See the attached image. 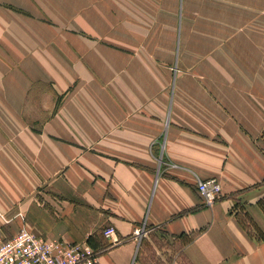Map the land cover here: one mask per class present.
I'll return each instance as SVG.
<instances>
[{
    "label": "crops",
    "instance_id": "0c3cea01",
    "mask_svg": "<svg viewBox=\"0 0 264 264\" xmlns=\"http://www.w3.org/2000/svg\"><path fill=\"white\" fill-rule=\"evenodd\" d=\"M141 227L264 264V0H0V241L144 264Z\"/></svg>",
    "mask_w": 264,
    "mask_h": 264
},
{
    "label": "built area",
    "instance_id": "2783aa9c",
    "mask_svg": "<svg viewBox=\"0 0 264 264\" xmlns=\"http://www.w3.org/2000/svg\"><path fill=\"white\" fill-rule=\"evenodd\" d=\"M197 190L211 206L220 197L221 184L216 178L200 180ZM149 232L141 227L133 235L141 241ZM103 235L110 246L121 243L113 226L106 227ZM0 264H99V255L87 243H53L22 228L13 238L0 241Z\"/></svg>",
    "mask_w": 264,
    "mask_h": 264
},
{
    "label": "rangeland",
    "instance_id": "374dc122",
    "mask_svg": "<svg viewBox=\"0 0 264 264\" xmlns=\"http://www.w3.org/2000/svg\"><path fill=\"white\" fill-rule=\"evenodd\" d=\"M180 240L171 239L161 230L152 229L141 240V250L147 253L144 264H166L164 259H176L182 247ZM170 261V262H169Z\"/></svg>",
    "mask_w": 264,
    "mask_h": 264
},
{
    "label": "trees",
    "instance_id": "16d2710c",
    "mask_svg": "<svg viewBox=\"0 0 264 264\" xmlns=\"http://www.w3.org/2000/svg\"><path fill=\"white\" fill-rule=\"evenodd\" d=\"M245 221L246 220L244 218L241 219V222H243L242 224L245 226V228L248 230V232H250L251 231V227ZM197 234H198V232H192L190 234H183V236H181V238H183L182 240H183L184 243H188V242L192 241L196 237Z\"/></svg>",
    "mask_w": 264,
    "mask_h": 264
}]
</instances>
